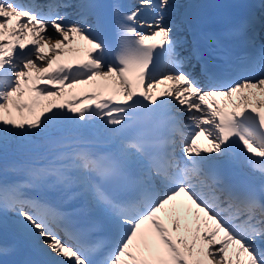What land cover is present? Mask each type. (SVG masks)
I'll use <instances>...</instances> for the list:
<instances>
[{"label":"snow or ice","instance_id":"obj_1","mask_svg":"<svg viewBox=\"0 0 264 264\" xmlns=\"http://www.w3.org/2000/svg\"><path fill=\"white\" fill-rule=\"evenodd\" d=\"M209 7L0 0V264H264V0Z\"/></svg>","mask_w":264,"mask_h":264},{"label":"bare ground","instance_id":"obj_2","mask_svg":"<svg viewBox=\"0 0 264 264\" xmlns=\"http://www.w3.org/2000/svg\"><path fill=\"white\" fill-rule=\"evenodd\" d=\"M203 141H204V139L201 138V139L198 141V143L201 144V146H203V145H204ZM38 147H39V146L34 147L32 151L35 152V153H38L39 151L36 150ZM27 153H28L27 151H20V152L10 153L7 159H8V160H11V159H14V158H16V157H18V156L23 157V156H25Z\"/></svg>","mask_w":264,"mask_h":264}]
</instances>
